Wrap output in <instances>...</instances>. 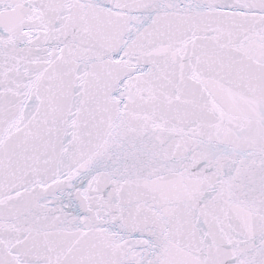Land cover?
I'll list each match as a JSON object with an SVG mask.
<instances>
[{"label":"snow or ice","instance_id":"6c2138e0","mask_svg":"<svg viewBox=\"0 0 264 264\" xmlns=\"http://www.w3.org/2000/svg\"><path fill=\"white\" fill-rule=\"evenodd\" d=\"M0 264H264V0H0Z\"/></svg>","mask_w":264,"mask_h":264}]
</instances>
